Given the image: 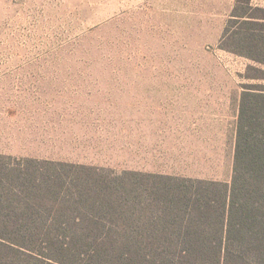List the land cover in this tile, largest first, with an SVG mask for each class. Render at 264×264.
I'll return each mask as SVG.
<instances>
[{
  "label": "rangeland",
  "instance_id": "rangeland-1",
  "mask_svg": "<svg viewBox=\"0 0 264 264\" xmlns=\"http://www.w3.org/2000/svg\"><path fill=\"white\" fill-rule=\"evenodd\" d=\"M235 3L0 0V150L121 164V133L95 140L94 130L114 128L126 109L112 96L145 91L156 99L138 107L161 120L155 167L230 183L233 97L248 84L264 86V66L220 47L226 26L240 25L231 20ZM252 4L264 16V0ZM190 92L203 99L181 100Z\"/></svg>",
  "mask_w": 264,
  "mask_h": 264
},
{
  "label": "trees",
  "instance_id": "trees-1",
  "mask_svg": "<svg viewBox=\"0 0 264 264\" xmlns=\"http://www.w3.org/2000/svg\"><path fill=\"white\" fill-rule=\"evenodd\" d=\"M257 10L236 0L220 47L264 66ZM0 264H264V86L242 91L230 183L0 154Z\"/></svg>",
  "mask_w": 264,
  "mask_h": 264
},
{
  "label": "crops",
  "instance_id": "crops-1",
  "mask_svg": "<svg viewBox=\"0 0 264 264\" xmlns=\"http://www.w3.org/2000/svg\"><path fill=\"white\" fill-rule=\"evenodd\" d=\"M127 89H131V88H127ZM140 89H145V88L142 87ZM140 92H142V95L141 94L137 95L135 94L134 91H130V90L128 91L121 90L120 96H117V95L112 96V100L120 99L119 100L120 103L124 104V106H127L126 109L122 108L121 116L114 117V119L112 120V125L114 126V128L105 129V131L104 130H94L95 133L98 131L95 137L96 138L95 140H102V139H99L98 137L103 132L104 133L108 132L111 134L121 133V141H120L121 164L110 163L109 161H105V160L103 162V161L96 160V159L78 158L76 156H72L73 158H68L63 155L62 157L60 155L54 156V155H42V154L33 155V154H27V153H7L6 151H1V150H0V154L12 155L15 157L18 156V157H27V158H38V159H47V160H53V161H62V162H69V163H79V164L100 166V167L110 168L116 171H118L116 168H119L120 170L118 172L137 171V172L164 174L163 172H161L155 167V159L159 158V151H158L159 141L155 137L161 131V128H160L161 120L156 117L145 115L146 113L155 114L156 111L147 110L145 112L143 108L138 107L139 103H142L145 100H154L156 98L145 97L143 94L145 91H140ZM196 93L198 92L196 91ZM241 94L242 93L238 92V94L235 97H233L234 99L233 102L236 101V105H237V119H238L239 109H240ZM189 95L190 96L182 97L181 100L186 99L187 102L193 103V102H197L198 99H203V97L199 95H192V93ZM173 97L177 98L175 96ZM204 99H217V98L204 97ZM219 99H224V97H220ZM227 99L232 100L231 96L228 97ZM188 114L192 115V111H190ZM169 121H170L169 122L170 127L168 131L175 132L176 129L173 127V125H175L174 120L170 118ZM58 139L59 138H57V140ZM101 143L102 142L97 143L96 145L100 146ZM106 145L108 147H112L113 142L106 141ZM118 165H121V166H118ZM169 175L181 176V175H174V174H169ZM190 178H194V177H190ZM200 179H207V178H200ZM209 180H212V179H209Z\"/></svg>",
  "mask_w": 264,
  "mask_h": 264
}]
</instances>
